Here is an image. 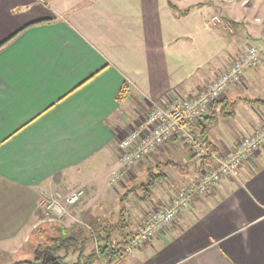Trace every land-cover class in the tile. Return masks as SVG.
I'll return each mask as SVG.
<instances>
[{"label": "crops", "instance_id": "crops-1", "mask_svg": "<svg viewBox=\"0 0 264 264\" xmlns=\"http://www.w3.org/2000/svg\"><path fill=\"white\" fill-rule=\"evenodd\" d=\"M247 3L0 0L3 251L22 244V232L36 219L39 197L54 188H83L84 196L71 207L77 210L122 211L111 202L130 190L120 214L128 222L121 223L126 240L153 209L194 182L207 161L192 158L181 138L171 139L136 167L142 177L154 169L167 174L150 197L141 199L130 186L134 176L110 180L112 187L103 182L104 173L110 177L120 165L121 138L146 116L151 102L196 94L249 45L259 47V65L247 69L200 120L215 114L206 143L217 150L234 147L263 125L264 105L246 99L264 100V13L257 5L248 12ZM236 5L243 12L233 18ZM217 14L224 24L211 22ZM42 19L50 20L24 27ZM123 84L127 91L119 101ZM229 106L234 114L221 116ZM170 160L182 166L164 164ZM7 210L17 217L7 218ZM94 217V225L104 224L100 214ZM122 261L264 264V146L242 163L237 177L223 176Z\"/></svg>", "mask_w": 264, "mask_h": 264}, {"label": "built area", "instance_id": "built-area-1", "mask_svg": "<svg viewBox=\"0 0 264 264\" xmlns=\"http://www.w3.org/2000/svg\"><path fill=\"white\" fill-rule=\"evenodd\" d=\"M211 22L224 24L223 18L219 15L211 17ZM226 26L231 29L229 24ZM260 60L259 47L249 45L225 70L206 83L196 94L175 95L169 99L151 102L146 116L138 119L121 138L120 165L112 172L111 183L123 173L138 167L145 158L177 137L188 144L196 158L207 161L198 171L194 182L177 191L169 202L152 210L130 233L124 245L125 254H132L146 244L181 211L188 208L194 198L205 195L223 176L237 177L242 163L253 157L264 146V123L251 134L242 137L234 147L226 150H217L204 142L195 126V122L208 113L213 102L218 100L229 86L240 82L247 69L258 66ZM84 194L85 190L78 188L67 195L57 193L54 198L45 199L44 203L49 210L64 215ZM104 260L105 264L109 263L107 258ZM112 264L124 263L119 259Z\"/></svg>", "mask_w": 264, "mask_h": 264}, {"label": "trees", "instance_id": "trees-1", "mask_svg": "<svg viewBox=\"0 0 264 264\" xmlns=\"http://www.w3.org/2000/svg\"><path fill=\"white\" fill-rule=\"evenodd\" d=\"M50 19H42L36 22H31L30 24L24 26H30L43 21H48ZM233 26L237 27V22L229 20ZM1 45V44H0ZM127 91V85L123 84L118 91L117 99L120 101ZM249 103L264 105V100L261 99H246ZM234 109L230 111H225L221 116L233 115ZM199 118L195 124L198 129L200 138L206 142L208 140V133L213 126L215 114L209 115L208 120L202 121ZM174 164L182 166L179 162H165L164 164ZM205 164H203L204 166ZM152 176L148 181L139 184V187L145 189L144 196H140L141 199H146L150 197L153 186L157 181H162L167 177V174L161 169L158 173L149 172ZM138 187V186H137ZM130 193H128L129 195ZM123 213V210L122 212ZM123 222H127V219L122 218ZM128 223V222H127ZM51 231L47 232V228L42 227L38 230L37 235L39 237L38 242L33 244L34 255L32 258L22 259L15 261L12 264H52L53 259L57 258L62 261L70 253L78 252V258L74 264H96L99 260V255L102 257H107L110 262H114L119 259H123L125 256L124 243L125 241V228L121 227V223L108 224V225H95L93 231L88 228L81 227L79 224L64 225L62 223L53 222L50 227ZM120 228L121 238L119 240H114L112 236V229ZM98 238L99 246L98 252L95 248L91 251L86 252V243L93 239ZM124 244V245H123ZM60 253H63L60 255ZM59 254V255H58Z\"/></svg>", "mask_w": 264, "mask_h": 264}, {"label": "rangeland", "instance_id": "rangeland-1", "mask_svg": "<svg viewBox=\"0 0 264 264\" xmlns=\"http://www.w3.org/2000/svg\"><path fill=\"white\" fill-rule=\"evenodd\" d=\"M256 5H257V7H259V8H257V12L261 11L262 13H264V0H248V3H247L248 9H249L248 12L250 11L252 13L253 9L255 10ZM233 9H234V11H236L235 14H232L233 18L239 17L238 15L242 14V12H243L242 11L243 7H241L239 5H236ZM246 20H247V18H245V20H243V21H246ZM252 22H253V20L250 19L249 23L247 25H250V23H252ZM234 31L235 30H234L233 26H231L230 32L234 33ZM223 95L224 94H222V96ZM222 96L218 100H220L222 98ZM145 109H146L145 112L147 113L150 109V105H147L145 107ZM230 110H231V107L227 109V111H230ZM179 140H180L181 144L185 145L183 139H179ZM191 157L194 158V155L191 154ZM176 159H178V158H176ZM158 171H159L158 169H154L155 173H158ZM139 172H140V169L139 170L136 168L130 169L128 172L123 173L117 180H119V179L129 180L134 176L135 180L132 181L130 186H132L131 189H134L132 191H135V193L140 197V196H144L146 191L144 188L139 187V184H141V182H143V181H145V182L148 181V179H150L152 176L147 174L145 177H142L139 174ZM103 177H104L103 182L108 183L109 186L112 187L113 184H110V182H109L111 180V178L113 177L112 174L109 177L108 175H106L104 173ZM128 192H130V190H128V191L125 190L122 193V195L119 196L117 202H115L113 200L111 202V204L112 205L117 204V206H119L120 209H123V212H125V210L127 209V204L122 203V202L125 201V197L128 196ZM57 193L67 195L68 193H70V191H64L62 189L54 188L53 190L50 189V190H45V192H43V194L39 197V201H38L39 210H37L36 219L33 217L32 222H30V224H29L32 226L30 228H28L29 225L28 226L26 225L27 228L22 232V238H20V236H19L20 241H22V244L16 245V246H8L5 248L6 251H3V249L0 248V264H12L18 260L32 258L34 255V250H33L32 245L34 243L36 244L39 240V237L36 236L38 230L42 227H45L48 230L47 232H50L51 228H49V227L53 222L62 223L64 225H70V224H76L77 223L81 227L88 228L90 231H93V229L95 228V225L93 224L94 220L92 218L94 216L97 217V215H99V214L101 215V217H103V221H104L103 225H108V224L113 225L114 223L117 224V223L123 222L122 221L123 217L120 215L122 212L121 210H77L75 208H71L75 204H77V202H79L82 198L79 201H77L76 203H74L73 205H71L66 214H64V215H63V213L57 214L56 212L49 210L47 208V204L44 203L45 199L54 198V196H57ZM151 194H152V192H151ZM51 195H53V196L51 197ZM58 198L59 197H57V199ZM135 199L138 200L137 197ZM7 211H8V215H9V216H7V218L8 217H13V218L17 217V214L13 215L10 213V210H7ZM112 236H113V239L115 241L119 240L121 238L120 231H118L117 229H115V230L112 229ZM19 238H16V240H18ZM98 246H99L98 238L95 235V237L93 239L89 240L86 243V252L91 251L92 248H95V250L98 252ZM62 254L63 253H60V255H62ZM77 258H78V252L70 253L62 261H60V260L59 261L62 262L63 264H74L76 262ZM104 258H107V257H102L99 255V260L97 261L96 264H105ZM108 262H109L108 264H112V262H110V261H108Z\"/></svg>", "mask_w": 264, "mask_h": 264}, {"label": "water", "instance_id": "water-1", "mask_svg": "<svg viewBox=\"0 0 264 264\" xmlns=\"http://www.w3.org/2000/svg\"><path fill=\"white\" fill-rule=\"evenodd\" d=\"M52 264H63V263L60 262L57 258H54Z\"/></svg>", "mask_w": 264, "mask_h": 264}]
</instances>
